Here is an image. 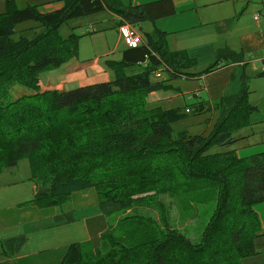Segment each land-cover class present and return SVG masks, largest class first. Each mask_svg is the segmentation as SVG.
Wrapping results in <instances>:
<instances>
[{"label":"trees","instance_id":"obj_1","mask_svg":"<svg viewBox=\"0 0 264 264\" xmlns=\"http://www.w3.org/2000/svg\"><path fill=\"white\" fill-rule=\"evenodd\" d=\"M56 2L60 8L47 11L42 5L18 7L17 0H5L0 14V172L27 159L29 179L48 189L33 201L47 207L93 189L100 203L118 197L115 203L126 210L134 194L156 189L166 176L165 185L172 189L182 177L204 178L217 188L214 213L196 243L161 214V229L154 220L145 221L149 231L140 249L103 233L105 255L95 254L88 243H73L59 264H239L254 255L253 240L262 235L253 206L264 202V153L238 158L232 149L240 139L234 133L251 125L256 109L247 100L246 77L241 76L236 93L213 104L221 116L208 137L173 131L171 124L182 118L179 109L148 105L149 94L171 87V80L196 66L185 51L169 50L166 33L156 28L143 33L145 44L126 47L120 59L105 61L113 79L40 91L43 69L77 55V37L59 33L68 20L105 10L120 18L117 26L128 23L140 29L141 22L153 23L174 12L171 0L136 6H123L121 0ZM29 20L36 25L33 31L28 28L32 37L12 38L15 26ZM240 61L238 53L218 51L204 72ZM15 85L31 93L13 99L10 89ZM209 108L198 101L185 110ZM215 146L223 149L210 152ZM164 159L169 161L162 165Z\"/></svg>","mask_w":264,"mask_h":264},{"label":"rangeland","instance_id":"obj_2","mask_svg":"<svg viewBox=\"0 0 264 264\" xmlns=\"http://www.w3.org/2000/svg\"><path fill=\"white\" fill-rule=\"evenodd\" d=\"M33 26L36 25L31 20L17 24L12 38L17 39L20 34L32 37L33 34L28 28ZM140 28L149 32L152 26L149 21H143L140 23ZM33 30L34 28H32ZM59 33L66 38L69 36L77 37V55L59 67L43 69L39 73V81L41 83L47 80L52 81L51 83H44L43 88H46L44 91L61 89V86H56L60 82L65 83L62 90H70L79 86L76 77L64 78L67 71L72 67L81 69L85 67L87 76L100 67L107 75L108 80L114 78L113 72L105 66V61L119 59V55H121L125 46L119 36L117 20L111 13L102 10L94 14L72 18L60 26ZM167 45L169 49H174L175 40L170 36L167 38ZM247 59V57H244V61ZM94 60H97L96 64H94ZM200 61H197L196 67L187 70V75L171 80L169 82L171 87L149 94L147 102L149 107L159 106L162 109H179L182 118L171 124L173 131H186L190 135L208 137L221 116L220 110L212 108L213 104L222 95L232 94L239 90L242 73L238 72L236 67L235 71H233L232 66L204 72L206 67L214 62L215 59L207 65H202ZM91 64L94 65L91 66ZM136 69L134 67L130 70L135 71ZM243 75L246 77V84L249 90L248 103L256 107V109L250 116L251 125L240 129L234 133L233 137L238 138L241 135H247L249 138L251 137L246 144L247 148L259 149L264 146V76H257L256 73L251 76L247 73ZM107 77L101 74L97 81L107 80ZM162 77L161 75L157 78ZM38 86L40 87L39 83ZM41 88L40 91L42 90ZM10 93L14 99L31 92L26 88L15 85L10 89ZM198 101L206 102L210 108L201 113H194L193 111L186 113L185 108L191 107ZM237 142V144L234 143L232 145V149H245V145H241V139ZM222 149L215 146L210 149V152H217ZM165 161L169 160H162V165L165 164ZM0 175V181L9 179L18 181L20 178L24 181L27 177L30 178L31 169L27 159H20L16 165L4 168ZM162 176L164 177L165 175ZM36 178V180H40V178ZM159 179L161 180L160 175ZM168 179L169 176H166L159 181L156 189H149L148 191L134 194L129 200L130 206L126 210L121 209L115 203L117 197L110 202H104V205L100 208L103 212L110 211L112 208L117 210L109 214L102 213L99 220H96L94 224L79 221L73 225H63L60 230L71 226L80 234L79 236H82L84 235L83 226H85L84 229H87L88 236H99V231H102L105 227L104 232L110 237L122 241L121 243L127 247H134L140 246L149 231L148 224L145 221L152 219L156 222V226L161 229L160 216L163 214L168 219L171 227L184 234L190 241L196 243L200 240L209 219L214 213L217 188L213 182L204 178L182 177V179L179 178L180 183L178 186L172 189L170 185H165ZM33 182L35 183L34 180ZM165 186L167 187L166 189ZM70 203L71 199L67 203L56 207L58 209H67ZM107 222L108 228L106 226ZM88 243L94 246L95 254L99 252L101 256L105 255L104 251L106 249L104 248L105 246L107 248V244L101 245L97 237H94L93 241Z\"/></svg>","mask_w":264,"mask_h":264},{"label":"crops","instance_id":"obj_3","mask_svg":"<svg viewBox=\"0 0 264 264\" xmlns=\"http://www.w3.org/2000/svg\"><path fill=\"white\" fill-rule=\"evenodd\" d=\"M155 1L158 0H121L123 6H136ZM171 1L174 12L156 19L153 23L149 21L152 29L148 32L152 33L154 28L165 32L167 48L168 36L173 38L175 46L174 49L168 48L169 50L185 51L189 58L195 60L196 65L198 60H201L202 65H207L215 59L216 52L229 50L240 54L241 61L228 63L218 69L232 66L233 71L236 67L237 71L242 73L241 76L246 73L250 76L254 73L257 76H264L261 75L264 70V0ZM16 4L18 7H24L26 4L42 5L47 11L61 6L56 0H17ZM4 11L5 0H0V14ZM111 14L119 22L120 18ZM133 28L141 35L145 44L143 33L146 31L137 26ZM119 36L121 37L120 33ZM244 57L248 59L244 61ZM96 63L97 60H94V64ZM85 70V67L82 69L72 67L64 78L76 77L79 87L108 81L107 75L100 67L89 76L86 75ZM101 74H104L107 80L97 81ZM46 82L52 81L47 80L43 83L39 81L41 91L46 90L43 88ZM64 84L60 82L56 85L61 86V89L57 90H62ZM238 138L241 139V145H245V149L235 151L238 158L264 153V146L259 149L247 148L246 144L251 137L241 135ZM47 192V188L38 187L29 177L24 181L21 178L18 181L15 179L0 181V264H59L70 244L88 243L93 241L94 237H97L101 243L105 227L99 231V236H88L85 226L82 236H79L80 234L71 226L62 230L60 227L73 225L79 221L94 224L102 213L109 214L117 209L101 211L100 208L104 203L98 201L93 189L73 193L67 209L38 206L33 200L36 196ZM253 210L262 235L253 240L255 254L241 259L239 264H264V202L255 204ZM106 226L108 228V222Z\"/></svg>","mask_w":264,"mask_h":264},{"label":"built area","instance_id":"obj_4","mask_svg":"<svg viewBox=\"0 0 264 264\" xmlns=\"http://www.w3.org/2000/svg\"><path fill=\"white\" fill-rule=\"evenodd\" d=\"M118 28H119V33L121 35L122 42L127 48H136L139 45L143 44L141 35H139L135 31L133 26H131L130 24L123 23L122 25H119ZM156 76L159 77V74H156ZM186 112H188V110H186Z\"/></svg>","mask_w":264,"mask_h":264}]
</instances>
